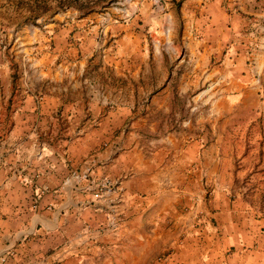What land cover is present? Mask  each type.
<instances>
[{"label": "crops", "instance_id": "crops-1", "mask_svg": "<svg viewBox=\"0 0 264 264\" xmlns=\"http://www.w3.org/2000/svg\"><path fill=\"white\" fill-rule=\"evenodd\" d=\"M161 5L184 46L162 80L143 48L94 67L34 29L15 70L0 31V264H264V208L234 179L236 153L264 152V0Z\"/></svg>", "mask_w": 264, "mask_h": 264}, {"label": "rangeland", "instance_id": "rangeland-1", "mask_svg": "<svg viewBox=\"0 0 264 264\" xmlns=\"http://www.w3.org/2000/svg\"><path fill=\"white\" fill-rule=\"evenodd\" d=\"M92 1L98 3V6L94 13L86 17H81L82 11L80 13L69 8L55 15L45 13L40 19L31 22L24 18L29 15L25 8H19L14 1L0 0L2 39L4 44L10 46L15 43L7 54L11 68L32 63L28 61L29 54L24 50L26 47L20 45V42L27 30L32 33L34 29L38 36L36 47L41 44L40 48L46 52L51 51V56L61 53L66 62L73 61L80 55H93L89 63L94 67L105 62V50L143 48L147 50L146 55L139 57L137 62L141 61L140 58L143 59V63L149 67L150 76L155 80L165 78L166 74L161 75L162 65L167 70V65L177 62V57L170 49L184 46L178 38L182 25L177 21L172 24L166 17H163L164 20L156 18V13L164 10L161 5L163 0H148L149 6L145 0L105 1L104 3H108L106 8H102V0ZM21 15L25 16L22 18ZM137 16L142 17L141 20L132 23V19ZM171 32L175 33L174 38L170 37ZM54 36L57 39H53ZM164 50L169 51V56L162 55ZM30 53L32 58H39L42 54L40 49L35 51L33 47ZM55 62V58L51 60V63ZM236 157L239 162V167L234 169L236 188L244 192L243 199L248 206L264 208V152H256L255 143L250 151L238 152Z\"/></svg>", "mask_w": 264, "mask_h": 264}, {"label": "trees", "instance_id": "trees-1", "mask_svg": "<svg viewBox=\"0 0 264 264\" xmlns=\"http://www.w3.org/2000/svg\"><path fill=\"white\" fill-rule=\"evenodd\" d=\"M14 3L19 8H25L28 12V17H24L25 15H21L22 18H28L31 22H35L37 19H40L45 13H50V15H55L61 10H67L69 8H74L77 12L82 11L81 17H86L89 14L95 12L96 6L98 3H95L92 0H8ZM108 1L111 3L115 0H102L101 4H103L102 8H106L108 3H104ZM15 79V77H14Z\"/></svg>", "mask_w": 264, "mask_h": 264}, {"label": "built area", "instance_id": "built-area-1", "mask_svg": "<svg viewBox=\"0 0 264 264\" xmlns=\"http://www.w3.org/2000/svg\"><path fill=\"white\" fill-rule=\"evenodd\" d=\"M256 85L259 87L260 92H262L264 90V82L261 80V78L259 76L256 77ZM40 152L37 151V156L40 157ZM86 175L85 174H81L79 171L76 170H72L69 173V176L65 179V183L69 184L72 181L75 182H79L82 179H86ZM118 222L117 220L115 221V219H110L109 220V227L112 230H115L117 228Z\"/></svg>", "mask_w": 264, "mask_h": 264}]
</instances>
